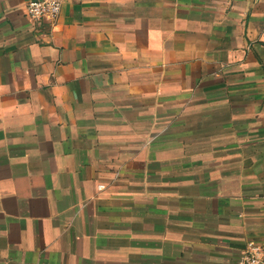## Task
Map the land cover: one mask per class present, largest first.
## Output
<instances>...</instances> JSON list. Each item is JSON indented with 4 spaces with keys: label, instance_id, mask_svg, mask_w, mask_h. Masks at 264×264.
Wrapping results in <instances>:
<instances>
[{
    "label": "crops",
    "instance_id": "1",
    "mask_svg": "<svg viewBox=\"0 0 264 264\" xmlns=\"http://www.w3.org/2000/svg\"><path fill=\"white\" fill-rule=\"evenodd\" d=\"M0 0V264H239L264 248V0Z\"/></svg>",
    "mask_w": 264,
    "mask_h": 264
},
{
    "label": "built area",
    "instance_id": "2",
    "mask_svg": "<svg viewBox=\"0 0 264 264\" xmlns=\"http://www.w3.org/2000/svg\"><path fill=\"white\" fill-rule=\"evenodd\" d=\"M64 0H33L27 7V17L34 23L56 21L61 12ZM239 264H264V248L250 243Z\"/></svg>",
    "mask_w": 264,
    "mask_h": 264
}]
</instances>
